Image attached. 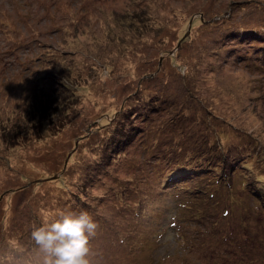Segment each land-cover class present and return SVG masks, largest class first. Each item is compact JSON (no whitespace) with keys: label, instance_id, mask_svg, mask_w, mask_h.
Instances as JSON below:
<instances>
[{"label":"rangeland","instance_id":"rangeland-1","mask_svg":"<svg viewBox=\"0 0 264 264\" xmlns=\"http://www.w3.org/2000/svg\"><path fill=\"white\" fill-rule=\"evenodd\" d=\"M260 57L264 0H0V264H43L29 233L44 207L89 210L92 264H216L213 255L230 254V238L198 247L207 236L192 233L203 226L177 214L178 186L158 183L175 159L217 175L226 151L229 179L253 180L264 145ZM48 76L68 81L75 105ZM106 127L128 137L113 159L101 158ZM194 176L200 199L191 182L206 177Z\"/></svg>","mask_w":264,"mask_h":264},{"label":"trees","instance_id":"trees-1","mask_svg":"<svg viewBox=\"0 0 264 264\" xmlns=\"http://www.w3.org/2000/svg\"><path fill=\"white\" fill-rule=\"evenodd\" d=\"M136 17L137 15L132 16L131 19L133 21H138L139 19H136ZM201 21L202 19L199 20V22ZM129 22L132 21L130 20ZM128 23L124 24L123 22H120V26L123 25V27H126L127 29L129 28ZM255 34L258 35L259 33H255ZM262 48L263 47H260V50ZM260 58L261 59H259L258 61H264V58L262 57ZM253 62H257V61L250 59L249 62H247V59H244L242 61V63L245 64L244 67H246V65L249 67ZM62 73L60 72L61 77L66 78L68 80L69 79L68 76ZM65 73L67 74L66 71ZM45 81L47 83L51 82L50 85L52 83H55V85L53 86L59 87L53 89L55 93L58 94L59 92H62L67 94L69 101L68 104V108H69V105L73 102V101L71 102V100L75 98L73 97L75 95L74 93L75 90L69 89L67 83L68 81L59 83V81H56L54 77L49 78V76ZM73 105H75V101L70 105V107ZM238 105L239 104L236 101L230 104V114H233L236 111ZM125 106H126V100H124L120 105V107H122L121 110H116L115 113L116 115L114 116L115 119L116 117H118V115L124 112ZM99 109L100 106L98 110ZM37 114L38 113L32 114L31 112V115L28 117V119L42 120V118H44V116L40 117V115ZM109 130L110 127L104 128L102 132L103 133L102 137L99 140V144H101L103 140L107 138V141L104 143V148L102 147L103 150H101L102 159L111 158L112 155L113 156L111 159H113L114 157H116V155H118L117 151L119 147L124 148L128 143V137L127 135H124L125 133L120 132L118 130H113V133L114 132L115 133L111 135L108 134ZM37 136L38 137L36 138L41 137L39 134ZM27 140H31V139H27ZM257 142L260 141L255 139L253 143H248L246 144V146L252 144L251 146L253 147ZM234 146L237 147V145ZM111 149L113 151H111ZM106 150H108L109 152ZM258 152L259 153H257L254 156V158L257 157L256 158L257 160L254 161L255 163L257 161L260 162L258 167L259 169L253 174H251V176H249L253 179L252 181L247 180L246 176L240 177L239 183L238 182L233 183L232 182L233 178L229 179L230 174H236L237 171L235 170L234 165H230V162L233 164L232 157L235 155H232V151L231 152L226 151L225 155H221L215 158V161L221 164L220 168L218 165H216L219 175L214 174V176H211L204 171L208 169H203L202 167L192 169L183 166L181 168V166L178 165L179 159H175V161L172 160L167 161V164L177 163V165L172 167L171 170L168 169L167 174L158 183V186L162 192L164 191V189L166 190L167 186L168 187L178 186L177 188L179 189V191L176 193L178 195L177 205H176L177 214L181 215L182 213L187 212L188 213L187 215H182V216L185 218H189V217L192 218L191 221L195 222L196 225L199 227L203 226V228L198 229L199 230L198 232L192 233L193 238H198L202 234L209 237V241H205V238L207 237L204 236L201 237L203 239L198 242V247L206 248L207 245L209 244V247L207 248L217 249V247L223 244L220 243L221 241L223 240L226 241L228 240V238H230V254L227 253L228 251L224 252L223 250L217 255H213L216 264H223V263H219V260H221L222 258H224L226 264H264V145L263 144L260 145ZM258 154L261 155L257 156ZM219 158H222L220 162L218 160ZM94 160H98V159H94ZM7 169H9V171L15 170V168L14 169L7 168ZM209 170L213 172L216 169L214 168ZM192 175H195L194 177L204 176L206 177V179H204V181L206 182L211 180L210 183L208 182L209 185H207V183L202 181L203 186H200L197 182H191V184H193L196 189L200 188L203 191L205 197H201L200 199L199 198L193 199L191 197V193L189 192L191 189L188 185L187 178H193L191 177ZM221 192H225V193H221ZM165 193L168 192L165 191ZM230 198L232 199L230 200ZM242 200L251 202V205H248V208L243 204L241 206L240 203H242L241 202ZM124 203L131 204L132 201H130V203L125 201ZM78 208H83V205H79ZM45 210L47 211V209L44 207L43 211ZM88 211L89 210H87V212ZM140 212L142 213V211ZM228 222H230V228L226 230L223 226V223H228ZM237 223L239 224V226H245L246 229L241 231L240 228L237 226ZM31 228L33 230V226ZM31 232L29 234H31ZM259 232H263V234ZM189 234L190 233H187L188 236ZM233 234H235V236ZM180 236L183 237L184 233H181ZM247 238L251 239L252 241L247 243L246 242ZM128 239H132V238L128 237ZM234 240H236V242L232 243V241ZM134 242L136 241L134 240ZM122 243L123 241H121L118 245H121ZM30 244H31L30 242L27 243V246H29ZM186 245H188L187 242ZM141 246L142 245H139V247ZM227 247L229 246L227 245ZM260 260H262V262L258 263V261Z\"/></svg>","mask_w":264,"mask_h":264},{"label":"clouds","instance_id":"clouds-1","mask_svg":"<svg viewBox=\"0 0 264 264\" xmlns=\"http://www.w3.org/2000/svg\"><path fill=\"white\" fill-rule=\"evenodd\" d=\"M41 225L31 238L43 254V264H92L90 241L98 224L87 211L54 213L43 211Z\"/></svg>","mask_w":264,"mask_h":264}]
</instances>
